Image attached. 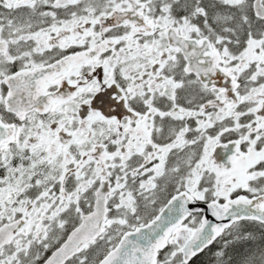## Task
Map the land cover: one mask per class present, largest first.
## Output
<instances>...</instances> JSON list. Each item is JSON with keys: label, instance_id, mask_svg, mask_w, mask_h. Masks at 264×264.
<instances>
[{"label": "snow or ice", "instance_id": "6c2138e0", "mask_svg": "<svg viewBox=\"0 0 264 264\" xmlns=\"http://www.w3.org/2000/svg\"><path fill=\"white\" fill-rule=\"evenodd\" d=\"M0 264H264V0H0Z\"/></svg>", "mask_w": 264, "mask_h": 264}]
</instances>
